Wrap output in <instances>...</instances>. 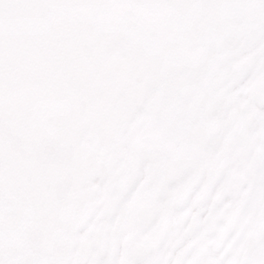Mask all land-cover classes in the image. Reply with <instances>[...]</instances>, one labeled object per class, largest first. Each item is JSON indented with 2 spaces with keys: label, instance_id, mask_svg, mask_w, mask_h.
I'll return each instance as SVG.
<instances>
[{
  "label": "snow or ice",
  "instance_id": "1",
  "mask_svg": "<svg viewBox=\"0 0 264 264\" xmlns=\"http://www.w3.org/2000/svg\"><path fill=\"white\" fill-rule=\"evenodd\" d=\"M0 264H264V0H0Z\"/></svg>",
  "mask_w": 264,
  "mask_h": 264
}]
</instances>
